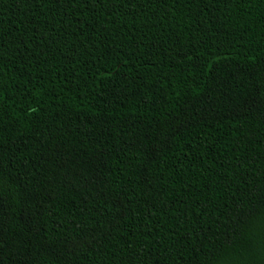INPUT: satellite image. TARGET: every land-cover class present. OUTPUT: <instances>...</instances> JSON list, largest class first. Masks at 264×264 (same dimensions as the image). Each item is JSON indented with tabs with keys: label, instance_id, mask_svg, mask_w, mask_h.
I'll return each mask as SVG.
<instances>
[{
	"label": "trees",
	"instance_id": "1",
	"mask_svg": "<svg viewBox=\"0 0 264 264\" xmlns=\"http://www.w3.org/2000/svg\"><path fill=\"white\" fill-rule=\"evenodd\" d=\"M0 264H264V0H0Z\"/></svg>",
	"mask_w": 264,
	"mask_h": 264
}]
</instances>
